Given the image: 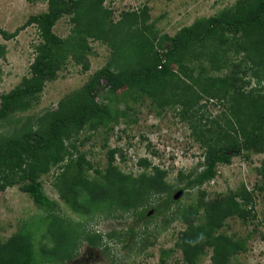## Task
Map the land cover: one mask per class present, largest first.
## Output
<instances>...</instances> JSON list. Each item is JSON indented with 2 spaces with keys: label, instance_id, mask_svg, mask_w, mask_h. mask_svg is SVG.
<instances>
[{
  "label": "trees",
  "instance_id": "16d2710c",
  "mask_svg": "<svg viewBox=\"0 0 264 264\" xmlns=\"http://www.w3.org/2000/svg\"><path fill=\"white\" fill-rule=\"evenodd\" d=\"M104 2L47 0L46 11L27 18L24 26L36 25L40 41L30 74L0 95V189L19 183L20 190L39 208L55 211L58 204L44 192L39 177L57 167L55 187L72 208L101 210L112 205L115 209L116 204L134 209L137 221L147 222L149 207L159 214L177 202L174 190L182 192L212 180L218 165L229 163L233 155L264 152V0H236L214 15L195 19L174 35L160 36L153 30L147 5L122 11L115 20ZM63 16L71 23L65 37L53 30ZM20 29L9 32L0 26V36L11 39ZM90 39L110 47L107 64L80 88L64 95L56 108L24 120L18 117L17 112L27 111L38 101L45 83L56 78L68 59L89 68ZM194 61H207L214 72H228L203 75L200 68L196 73V66L190 65ZM238 73L256 78L254 86L244 89L243 79L235 75ZM100 86L111 92L125 88L124 94L149 97L157 107L180 106L183 117L191 115L196 120L203 117L199 115L202 98H217L224 106V124H218V132L202 140L203 168L188 174L183 185L171 188L165 171L156 166L135 177L121 172L113 164L116 150L112 148L106 170H95L98 176L88 177L86 170L93 166L84 152L75 149L72 138L85 126L97 129L113 119L108 104L97 100ZM144 162L140 160V164ZM257 170L261 178L258 189L264 190V160ZM253 193L241 186L199 199L185 210L186 224L176 242L183 264H197L207 248L211 249L212 264H228L241 246L220 229L229 217L247 220L255 216ZM52 224L59 238L52 252L67 250L69 237L62 234V226L57 227V216ZM129 232L133 233L132 227ZM88 240L95 242L93 237ZM167 252L162 251L161 260ZM35 262L29 232L20 231L4 242L0 240V264Z\"/></svg>",
  "mask_w": 264,
  "mask_h": 264
},
{
  "label": "rangeland",
  "instance_id": "374dc122",
  "mask_svg": "<svg viewBox=\"0 0 264 264\" xmlns=\"http://www.w3.org/2000/svg\"><path fill=\"white\" fill-rule=\"evenodd\" d=\"M235 1L105 0L104 5L112 10L115 20L122 11L139 10L147 5L153 30L160 36L165 33L174 35L195 19L214 15L232 6ZM46 10L47 0H0V26L9 32L22 27L11 39L5 40L0 36V95L10 91L30 74L40 37L36 25L24 24L30 15ZM70 27L68 16H63L53 30L65 37ZM90 46L88 69L68 59L56 78L45 83L38 101L27 111L17 112V116L24 120L56 108L64 95L80 88L91 74L106 65L111 56L110 47L95 39H90ZM190 65L196 66V73L203 68V75H224L228 72L227 69L212 71L207 61H194ZM171 68L176 70L175 65ZM235 75L243 79L244 89L254 86L256 78L253 76ZM124 90L120 88L111 92L108 87L100 86L97 100L108 104L113 119L97 129L85 126L72 138L75 149L84 152L93 166L86 170V175L98 176L95 170L104 172L108 167V150L114 148L113 164L124 174L135 177L143 171H153L156 166L165 171V180L171 188L183 185L188 174L203 168L202 140L209 134L213 136L217 133L215 127L218 124L223 126L221 114L225 111L224 106L217 98L205 96L200 101L203 107L199 115L203 117L196 120L191 115L183 117L180 106L157 107L149 97L124 94ZM214 120L218 123H212ZM75 149L71 148L77 154ZM141 159L146 162L140 164ZM263 160L264 152L233 155L229 163L218 165L217 175L212 180L182 191L170 209L155 214L149 207L147 222L137 221L134 209L116 204L115 209L112 205L101 210L72 208L59 196L54 184L58 169L52 167L39 179L47 196L57 202L55 211L39 208L27 193L20 190L19 183L0 189V240L4 242L20 231L29 232L35 250L34 264H183L176 242L186 224L185 210L199 199L245 186L254 192L255 216L247 220L229 217L220 232L237 240L241 246L230 257L228 264H264V190L258 189L261 178L257 170ZM176 192L174 190L173 193ZM52 216H57L60 224L57 227L62 226V234L69 237L68 249L58 253L52 252L59 239L56 227L51 225ZM130 227L133 233L129 232ZM89 237H93L95 242H90ZM163 250L168 252L161 260ZM210 256L211 249L207 248L197 264H212Z\"/></svg>",
  "mask_w": 264,
  "mask_h": 264
},
{
  "label": "water",
  "instance_id": "95a60500",
  "mask_svg": "<svg viewBox=\"0 0 264 264\" xmlns=\"http://www.w3.org/2000/svg\"><path fill=\"white\" fill-rule=\"evenodd\" d=\"M180 193H181V190H178V191L176 192V194H174V197H175V198H178Z\"/></svg>",
  "mask_w": 264,
  "mask_h": 264
}]
</instances>
